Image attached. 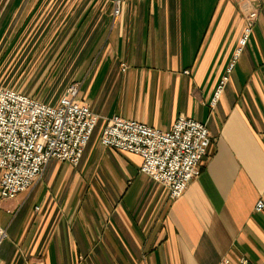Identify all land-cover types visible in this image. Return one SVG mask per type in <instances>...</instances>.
I'll return each instance as SVG.
<instances>
[{"label":"crops","instance_id":"1","mask_svg":"<svg viewBox=\"0 0 264 264\" xmlns=\"http://www.w3.org/2000/svg\"><path fill=\"white\" fill-rule=\"evenodd\" d=\"M115 2L0 0V73L51 61L40 76L63 77L58 96L80 82L99 117L78 165L51 159L30 189L0 196V264H264V0L236 58L247 1L120 0L114 15ZM115 114L207 125L208 154L180 197L139 172V155L101 144Z\"/></svg>","mask_w":264,"mask_h":264},{"label":"built area","instance_id":"2","mask_svg":"<svg viewBox=\"0 0 264 264\" xmlns=\"http://www.w3.org/2000/svg\"><path fill=\"white\" fill-rule=\"evenodd\" d=\"M245 12V24L238 38L235 58L251 36L258 10L255 0ZM120 12L116 0L114 15ZM234 61L228 67L215 91L211 103L220 98ZM126 70V63H122ZM188 73V70L184 71ZM80 82L68 84L55 105L15 87L0 84V196L13 198L30 189L39 180L51 159L78 165L84 148L96 126L98 115L78 99ZM101 143L121 152L139 155V172L168 189L169 197L176 199L187 189L202 168L211 145V134L202 121L180 114L170 129L161 130L136 119L120 115L106 118L101 132ZM259 200L255 209L261 211ZM38 208V207H37ZM8 237L0 225V242ZM240 259L241 264L247 263ZM218 264H231L229 258Z\"/></svg>","mask_w":264,"mask_h":264},{"label":"rangeland","instance_id":"3","mask_svg":"<svg viewBox=\"0 0 264 264\" xmlns=\"http://www.w3.org/2000/svg\"><path fill=\"white\" fill-rule=\"evenodd\" d=\"M45 61L46 60L23 61L22 69L25 71L24 75H21V73H19V75L15 74V60L8 61L5 65L8 71H5L3 74V71L0 73V84L16 87L25 91L28 90V93H30L32 96L38 97L43 102L55 105L58 101V98L62 95L60 94L58 96L59 92L57 91V86L61 82L63 77L53 74L49 78L50 81L47 82L48 77L46 74L40 76L42 71L51 66V61L48 65L47 63L45 64ZM19 62L21 63V61ZM22 69H20V72ZM49 69L55 71L53 64L51 67H49ZM61 70L62 68L57 69V73H59V71ZM37 72H39V75H37ZM44 80L45 83L43 82Z\"/></svg>","mask_w":264,"mask_h":264},{"label":"bare ground","instance_id":"4","mask_svg":"<svg viewBox=\"0 0 264 264\" xmlns=\"http://www.w3.org/2000/svg\"><path fill=\"white\" fill-rule=\"evenodd\" d=\"M43 102V101H42ZM46 103V102H45ZM91 108V107H90ZM108 118V117H107ZM98 120H99V117H98ZM98 120H97V123H98ZM97 123H96V126H97ZM105 123H106V119H105V122H104V125H105ZM95 126V127H96ZM103 128V127H102ZM95 129V128H94ZM93 132H94V130H93ZM92 132V133H93ZM101 132H102V130H101ZM92 135V134H91ZM90 138H91V136H90ZM90 140V139H89ZM89 142V141H88ZM100 142H101V135H100ZM102 144V143H101ZM87 145V144H86ZM103 145V144H102ZM104 146V145H103ZM124 153H127V152H124ZM132 154V153H131Z\"/></svg>","mask_w":264,"mask_h":264}]
</instances>
